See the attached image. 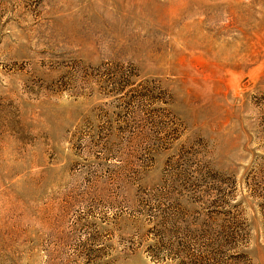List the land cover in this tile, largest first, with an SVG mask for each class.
I'll list each match as a JSON object with an SVG mask.
<instances>
[{"label": "rangeland", "instance_id": "374dc122", "mask_svg": "<svg viewBox=\"0 0 264 264\" xmlns=\"http://www.w3.org/2000/svg\"><path fill=\"white\" fill-rule=\"evenodd\" d=\"M0 264H264V0H0Z\"/></svg>", "mask_w": 264, "mask_h": 264}]
</instances>
